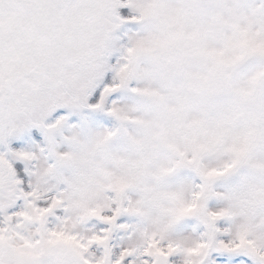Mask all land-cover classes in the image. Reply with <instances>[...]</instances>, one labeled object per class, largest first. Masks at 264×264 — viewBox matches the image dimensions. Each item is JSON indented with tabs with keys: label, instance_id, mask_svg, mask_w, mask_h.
<instances>
[{
	"label": "snow or ice",
	"instance_id": "obj_1",
	"mask_svg": "<svg viewBox=\"0 0 264 264\" xmlns=\"http://www.w3.org/2000/svg\"><path fill=\"white\" fill-rule=\"evenodd\" d=\"M0 264H264V0H0Z\"/></svg>",
	"mask_w": 264,
	"mask_h": 264
}]
</instances>
